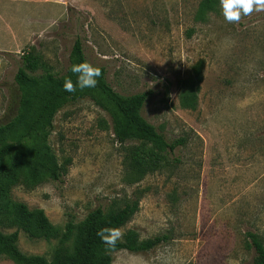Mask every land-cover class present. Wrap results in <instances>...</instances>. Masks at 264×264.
Wrapping results in <instances>:
<instances>
[{
  "label": "rangeland",
  "instance_id": "rangeland-1",
  "mask_svg": "<svg viewBox=\"0 0 264 264\" xmlns=\"http://www.w3.org/2000/svg\"><path fill=\"white\" fill-rule=\"evenodd\" d=\"M204 2L0 0V122L18 95L22 56L38 54L63 74L80 38L88 62L107 69L117 92L150 93L141 111L149 123L170 140L188 137L178 164L138 180L108 113L90 99L64 107L49 138L64 176L11 191L30 210L43 209L55 234L45 238L0 203V230L18 231L23 252L71 254L74 239L59 244L69 220L138 200L119 238L133 229L141 239L170 240L149 252H115L113 264H252L245 233L264 236V12L228 23L220 0L212 10ZM20 158L16 151L3 164Z\"/></svg>",
  "mask_w": 264,
  "mask_h": 264
},
{
  "label": "trees",
  "instance_id": "trees-1",
  "mask_svg": "<svg viewBox=\"0 0 264 264\" xmlns=\"http://www.w3.org/2000/svg\"><path fill=\"white\" fill-rule=\"evenodd\" d=\"M203 6L212 10L213 0H205ZM82 62L89 63L80 38L74 42L69 66L63 74L52 72L38 54L23 55L22 66L15 77L18 95L11 115L0 122L1 206L21 223L34 224L47 239L55 234L56 228L45 211L30 210L27 205L14 201L11 191L17 186L33 189L47 179L60 181L64 176L66 168L49 145L54 119L64 107L90 99L108 113L116 139L123 147L126 166L138 180L178 164L180 158L175 156L176 151L188 145V137L170 140L142 116L149 92L132 95L117 92L109 83L107 69L103 66L91 64L101 69L102 73L96 78V87L83 90L77 87L71 93L65 91L63 85L66 79L70 78L74 84L77 81V76L70 71L71 67ZM40 70L43 73L36 74ZM195 98V93H192L189 97L191 104H194ZM16 151H22L26 158L17 159L10 167L5 166L3 162ZM139 209V201L131 200L111 212L96 208L81 223L69 220L59 244L63 248L74 239V251L66 255L58 252L52 259L23 252L19 246L18 231L5 233L0 230V261L8 258L15 264H113L115 252H149L167 243L170 240L168 234L141 239L133 229L124 233L122 239L117 238L114 245L105 243L97 235L103 228L123 229ZM245 246L255 252L252 264H264V236L247 231Z\"/></svg>",
  "mask_w": 264,
  "mask_h": 264
},
{
  "label": "clouds",
  "instance_id": "clouds-1",
  "mask_svg": "<svg viewBox=\"0 0 264 264\" xmlns=\"http://www.w3.org/2000/svg\"><path fill=\"white\" fill-rule=\"evenodd\" d=\"M222 14L228 23H239L242 16H249L254 11L264 12V0H220ZM70 71L77 76L76 84L70 78L66 79L63 88L67 92H75L77 87L80 90L94 88L97 85V77L101 76V69L94 67L87 62L74 64ZM108 235H105V234ZM97 235L108 244H115L121 235L119 229L103 228Z\"/></svg>",
  "mask_w": 264,
  "mask_h": 264
}]
</instances>
